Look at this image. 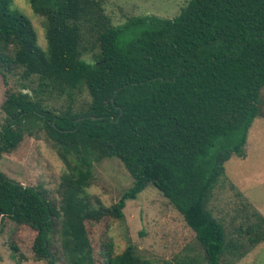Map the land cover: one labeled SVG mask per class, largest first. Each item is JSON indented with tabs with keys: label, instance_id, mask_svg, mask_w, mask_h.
<instances>
[{
	"label": "trees",
	"instance_id": "16d2710c",
	"mask_svg": "<svg viewBox=\"0 0 264 264\" xmlns=\"http://www.w3.org/2000/svg\"><path fill=\"white\" fill-rule=\"evenodd\" d=\"M27 2L45 21L44 49L30 20L0 0V74L22 81L5 92L0 158L41 133L65 171L58 199L0 172V226L8 219L27 227L33 257L49 264H154L130 243L115 253L104 238L95 250L88 233L89 224L122 221L126 201L152 186L199 248L188 256L185 246L177 264H235L262 243L264 217L248 213V201L235 212L230 239L208 205L224 164L245 159L261 115L264 0H189L171 19L138 16L120 26L99 0ZM51 95L66 105H44ZM111 158L132 184L111 206L95 208L86 195L93 167Z\"/></svg>",
	"mask_w": 264,
	"mask_h": 264
},
{
	"label": "rangeland",
	"instance_id": "374dc122",
	"mask_svg": "<svg viewBox=\"0 0 264 264\" xmlns=\"http://www.w3.org/2000/svg\"><path fill=\"white\" fill-rule=\"evenodd\" d=\"M99 1L112 24L120 26L129 18L138 16L152 15L171 19L179 14L189 0ZM11 7L30 20L36 33L37 45L44 49V19L32 12L27 0H12ZM96 53L97 48L93 54ZM21 85L18 74H6V77L0 74V128L6 117L1 107L5 92L21 90ZM85 95L81 97L87 100ZM81 97L78 102H81ZM43 104L60 109L66 102L65 99L51 95L49 98L44 97ZM259 107L261 115L254 120L248 132L245 159L233 156L224 164L225 173L208 205L212 215L223 223L228 239L235 233L234 226L239 224L237 219L233 220L239 204L242 208V204L248 201L252 206L247 210L248 213L254 208L264 215V91L260 96ZM64 171L65 166L53 145L41 133L25 135L15 150L0 158V172L9 181L40 187L53 199H58L60 176ZM131 184V176L118 159H104L94 164L93 180L86 195L91 206L109 207L118 201ZM123 214L122 221L108 219L99 224H89L88 233L95 250L96 244L104 238L112 240L115 253L122 252L130 243L138 256L154 264H177L186 253L185 246L191 249L186 254L188 256L199 251L193 233L185 227L179 213L152 186L147 187L135 200L126 201ZM33 237L34 233L27 227L5 219L0 226V264H49L33 257ZM98 260L103 264L102 259ZM56 264L61 263L57 261ZM235 264H264V241L250 249Z\"/></svg>",
	"mask_w": 264,
	"mask_h": 264
},
{
	"label": "water",
	"instance_id": "95a60500",
	"mask_svg": "<svg viewBox=\"0 0 264 264\" xmlns=\"http://www.w3.org/2000/svg\"><path fill=\"white\" fill-rule=\"evenodd\" d=\"M92 119H95V118H92ZM20 185H22V184H20Z\"/></svg>",
	"mask_w": 264,
	"mask_h": 264
},
{
	"label": "crops",
	"instance_id": "0c3cea01",
	"mask_svg": "<svg viewBox=\"0 0 264 264\" xmlns=\"http://www.w3.org/2000/svg\"><path fill=\"white\" fill-rule=\"evenodd\" d=\"M262 214V213H261ZM263 215V214H262ZM264 216V215H263Z\"/></svg>",
	"mask_w": 264,
	"mask_h": 264
}]
</instances>
